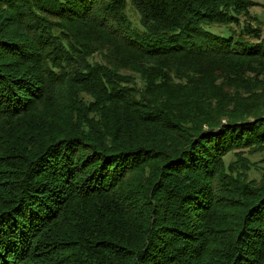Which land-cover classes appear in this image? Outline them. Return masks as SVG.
I'll return each mask as SVG.
<instances>
[{
	"label": "trees",
	"instance_id": "16d2710c",
	"mask_svg": "<svg viewBox=\"0 0 264 264\" xmlns=\"http://www.w3.org/2000/svg\"><path fill=\"white\" fill-rule=\"evenodd\" d=\"M130 1L0 0V264H264L256 3Z\"/></svg>",
	"mask_w": 264,
	"mask_h": 264
},
{
	"label": "rangeland",
	"instance_id": "374dc122",
	"mask_svg": "<svg viewBox=\"0 0 264 264\" xmlns=\"http://www.w3.org/2000/svg\"><path fill=\"white\" fill-rule=\"evenodd\" d=\"M63 1V0H61ZM256 5L250 9V13L253 17H256L258 21H260V27L262 30V36L264 37V0H253ZM124 13L126 14L128 20L131 22V25L135 28H141L140 23H139V15L137 11L134 9L132 3L130 0H126V8L124 10ZM215 33H220V34H227L226 28H217L216 30L211 29ZM248 155V154H247ZM259 155V154H258ZM261 158L262 156L259 155ZM258 156H253L251 157L252 160H256ZM234 159L228 155V157L225 160L226 164L232 163ZM250 177H256L257 174H255L252 170L249 172Z\"/></svg>",
	"mask_w": 264,
	"mask_h": 264
}]
</instances>
